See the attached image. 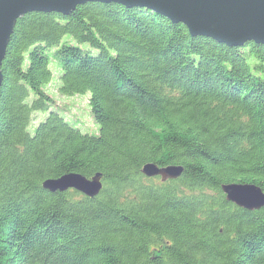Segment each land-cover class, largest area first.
<instances>
[{
  "label": "trees",
  "instance_id": "1",
  "mask_svg": "<svg viewBox=\"0 0 264 264\" xmlns=\"http://www.w3.org/2000/svg\"><path fill=\"white\" fill-rule=\"evenodd\" d=\"M0 70V264H264V207L220 188L264 191L263 45L86 2L18 18ZM53 80L88 95L97 133L56 109ZM147 163L183 172L161 181ZM71 172L99 173L100 192L42 187Z\"/></svg>",
  "mask_w": 264,
  "mask_h": 264
},
{
  "label": "water",
  "instance_id": "2",
  "mask_svg": "<svg viewBox=\"0 0 264 264\" xmlns=\"http://www.w3.org/2000/svg\"><path fill=\"white\" fill-rule=\"evenodd\" d=\"M86 2H115L126 7H144L182 23L192 37L204 36L227 46H241L253 41L264 46V0H0V66L16 20L28 12L69 15L77 5ZM2 74L0 70V85ZM181 165L158 166L147 163L142 173L159 176L161 181L176 179ZM101 175L87 178L79 173H66L47 178L42 187L49 192L76 190L88 197L101 188ZM227 201L246 210L264 207V191L252 183H224L220 186Z\"/></svg>",
  "mask_w": 264,
  "mask_h": 264
},
{
  "label": "rangeland",
  "instance_id": "3",
  "mask_svg": "<svg viewBox=\"0 0 264 264\" xmlns=\"http://www.w3.org/2000/svg\"><path fill=\"white\" fill-rule=\"evenodd\" d=\"M50 67L53 70V75H54L53 78L56 79L57 78L56 63L52 62ZM47 91L54 98L56 109L59 110L68 121L75 124L83 132H87V133L98 132V126L94 122L90 108L88 106L87 94L62 96L58 94L57 82H54V80L47 85ZM41 118H43V114L35 113L32 118V125H35L36 122Z\"/></svg>",
  "mask_w": 264,
  "mask_h": 264
}]
</instances>
